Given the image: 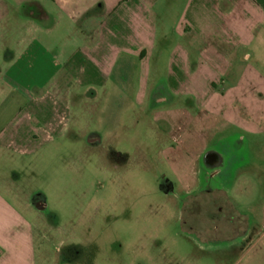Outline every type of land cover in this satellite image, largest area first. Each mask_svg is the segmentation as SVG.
Instances as JSON below:
<instances>
[{"label": "crops", "instance_id": "0c3cea01", "mask_svg": "<svg viewBox=\"0 0 264 264\" xmlns=\"http://www.w3.org/2000/svg\"><path fill=\"white\" fill-rule=\"evenodd\" d=\"M155 57L168 60L154 104L172 100L169 90L189 100L206 137L173 148L193 154L182 184H264V0H0V152L80 136L73 106L107 89L112 102L113 90L128 98L138 69L148 103ZM234 112L251 124L246 134L219 130ZM23 185L0 178V264H35L32 223L6 195L39 209L46 195ZM243 220L247 234L258 231Z\"/></svg>", "mask_w": 264, "mask_h": 264}, {"label": "rangeland", "instance_id": "374dc122", "mask_svg": "<svg viewBox=\"0 0 264 264\" xmlns=\"http://www.w3.org/2000/svg\"><path fill=\"white\" fill-rule=\"evenodd\" d=\"M167 60L152 59L148 103L138 69L130 101L113 90L112 102L107 89L73 106L80 136L74 130L28 155L0 152V178L46 195L43 209L6 195L32 223L35 264H264V184H182L193 154L173 148L206 137L189 100L169 90L172 100L154 104L166 93L156 83ZM235 113L219 130L246 134L251 124ZM243 213L257 232L245 236Z\"/></svg>", "mask_w": 264, "mask_h": 264}, {"label": "flooded vegetation", "instance_id": "af4514ba", "mask_svg": "<svg viewBox=\"0 0 264 264\" xmlns=\"http://www.w3.org/2000/svg\"><path fill=\"white\" fill-rule=\"evenodd\" d=\"M243 214H245V213H243ZM247 223V222H246ZM246 223H244V220H243V230H244V232H245V227L247 226V224ZM246 235H248L246 232H245V236Z\"/></svg>", "mask_w": 264, "mask_h": 264}]
</instances>
